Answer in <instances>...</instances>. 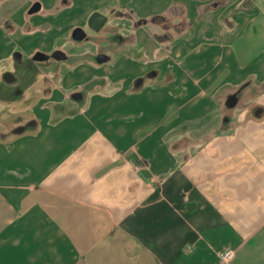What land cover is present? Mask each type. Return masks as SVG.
<instances>
[{
  "label": "crops",
  "instance_id": "crops-1",
  "mask_svg": "<svg viewBox=\"0 0 264 264\" xmlns=\"http://www.w3.org/2000/svg\"><path fill=\"white\" fill-rule=\"evenodd\" d=\"M264 264V0H0V264Z\"/></svg>",
  "mask_w": 264,
  "mask_h": 264
},
{
  "label": "built area",
  "instance_id": "built-area-1",
  "mask_svg": "<svg viewBox=\"0 0 264 264\" xmlns=\"http://www.w3.org/2000/svg\"><path fill=\"white\" fill-rule=\"evenodd\" d=\"M220 257H221L222 263L229 264L234 258V252L226 251Z\"/></svg>",
  "mask_w": 264,
  "mask_h": 264
}]
</instances>
